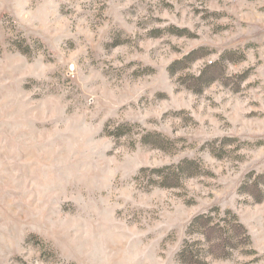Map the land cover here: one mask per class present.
Wrapping results in <instances>:
<instances>
[{
  "label": "rangeland",
  "instance_id": "rangeland-1",
  "mask_svg": "<svg viewBox=\"0 0 264 264\" xmlns=\"http://www.w3.org/2000/svg\"><path fill=\"white\" fill-rule=\"evenodd\" d=\"M0 264H264V0H0Z\"/></svg>",
  "mask_w": 264,
  "mask_h": 264
}]
</instances>
